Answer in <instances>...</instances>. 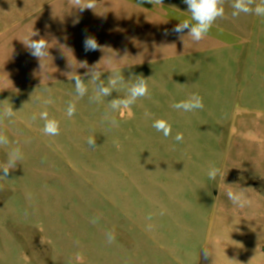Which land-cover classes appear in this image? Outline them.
<instances>
[{
	"label": "rangeland",
	"instance_id": "1",
	"mask_svg": "<svg viewBox=\"0 0 264 264\" xmlns=\"http://www.w3.org/2000/svg\"><path fill=\"white\" fill-rule=\"evenodd\" d=\"M88 2L81 12L75 0H0V112L14 111L0 118V165L15 148L23 157L0 178V264H264V16L233 17L224 0V17L193 42L172 31L191 20L183 0ZM32 32L49 43L42 61L25 45ZM86 36L100 47L85 51ZM84 62L106 86L111 74L125 83L92 99ZM136 76L148 95L111 112ZM192 94L202 109L172 107ZM43 111L59 135L44 134ZM241 188L243 207L226 195Z\"/></svg>",
	"mask_w": 264,
	"mask_h": 264
},
{
	"label": "clouds",
	"instance_id": "2",
	"mask_svg": "<svg viewBox=\"0 0 264 264\" xmlns=\"http://www.w3.org/2000/svg\"><path fill=\"white\" fill-rule=\"evenodd\" d=\"M141 3L145 0H140ZM151 4H162V0H147ZM187 5V12L191 14V20L180 21L172 31L179 34L180 38L184 37L185 31H187L188 37L192 39L193 42L201 41L207 33L210 31L212 25L218 18H223L225 10L223 7L224 0H183ZM79 11L83 12L85 9H93L95 7L94 2H88L86 4H81V0H75ZM254 3V0H233L232 12L233 17L239 16V14H249L254 12L257 16H264V0H259L256 3L255 8L253 9L251 5ZM38 32H32L28 38L25 45L30 51V55L42 61L44 57L49 55L48 52V41L44 38L32 39L33 36H38ZM83 46L85 51H95L100 45L97 43L94 37L86 36L83 41ZM81 67L88 68V72L85 73L86 76L90 77V81L95 86V94L91 97L94 100H100L102 97L111 96L112 92L118 88L119 85L124 84L125 80L123 76L118 74H111L107 79L108 84L105 85V81L101 79V73L97 70L96 65L88 67L87 63H81ZM71 80L74 81L75 91L78 97H83L87 94V87L85 85L84 79L78 75L69 74ZM132 80V79H129ZM148 95V83L147 79L143 76H136L135 80L131 82L128 87L127 95L123 98L116 97L109 101V109L111 112H119L120 115H123V109H128L133 105L139 98L145 97ZM51 99L45 101V104H51ZM172 107L176 110H182L184 112H192L204 107L202 97L198 94H192L188 99L182 100L180 102L172 104ZM75 104L70 103L67 108V115L72 117L75 114ZM14 115L12 108H5L0 112V118L11 117ZM40 118L45 121L43 132L49 136L59 135V122L55 119H50L47 111L40 113ZM35 119V116L33 117ZM113 125H116L115 117L111 118L110 121ZM152 127L158 132H162L165 137L171 135V125L164 119H157L153 122ZM177 141L183 140V134L177 133L175 136ZM90 147L95 148L96 139L90 137L87 141ZM7 137L0 133V146L7 145ZM22 153L19 148H15L8 153L7 163L0 165V178H6L10 170L16 167V164L22 159ZM219 172V169H211L208 173L210 179L215 180ZM244 188H241L238 192H234L229 189L226 192V195L229 200L234 204L243 207L245 204L249 203L244 197ZM95 222V221H93ZM114 240V235L108 234V242L111 243ZM214 253V250L207 247L203 248V254L205 257ZM215 255V254H214ZM81 257L77 256V260H80Z\"/></svg>",
	"mask_w": 264,
	"mask_h": 264
}]
</instances>
